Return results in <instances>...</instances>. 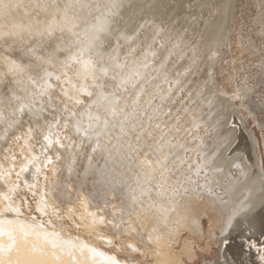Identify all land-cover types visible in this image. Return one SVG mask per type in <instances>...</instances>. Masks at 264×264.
Masks as SVG:
<instances>
[{
	"label": "bare ground",
	"instance_id": "obj_1",
	"mask_svg": "<svg viewBox=\"0 0 264 264\" xmlns=\"http://www.w3.org/2000/svg\"><path fill=\"white\" fill-rule=\"evenodd\" d=\"M52 1L55 3L0 0V77L8 83V93L0 88V118L3 113L12 125L11 115L34 120L49 116L52 119L44 122L45 130L42 128L43 145L50 143L49 132L55 131L53 116L65 114L67 129L81 132L82 137L90 135L88 140L95 139L93 158L79 178L73 169L75 155L70 146L63 147L58 161L49 163L50 174L58 177L51 181L45 175L49 185H41L39 195L46 202L39 198L35 206L43 219L45 213L46 227L24 221L15 205L19 200L15 187L29 191L30 186L15 185L13 179L11 183L3 177L8 172H0L1 181L4 178L3 183L0 181V264H187L195 257L189 235L197 233L211 239L219 233L218 258L202 259L201 264H264V244L257 237L264 232V150L257 137L247 131L241 118L236 116L234 121L231 113L220 109V119L212 107L207 108L210 142L198 141L186 150L175 129L159 126V118L154 119L157 115L152 100H165L171 90L166 93L160 86L165 81L164 72L150 73L155 62L171 51L174 30L165 32L162 24L169 22L172 28L177 20L171 14L169 0H66V4L61 0L64 8H59V14L57 3L53 6ZM207 1H195L208 11L200 16L196 67L181 66L182 80L177 83L205 107L209 98L212 106L221 100L213 92L217 86L209 72L216 66L220 50L230 46L232 36L238 43L243 36V30L234 27L238 0ZM178 5L175 2L172 6ZM158 36L164 37L161 44ZM138 43L143 45L139 55L132 49ZM248 45L255 47L253 43ZM195 75L205 76L201 86ZM234 85L235 96L248 95L255 110L261 107L262 103L253 101L251 95L264 89L263 76L249 85ZM57 93L62 104L52 100ZM126 94H133V98ZM8 101L11 107L6 105ZM227 107L231 108L230 104ZM136 121L138 127L131 129L134 137L124 139V133L130 135L127 125ZM189 123L194 125L195 117ZM86 124L88 129L84 128ZM7 125L3 121V127ZM243 143L250 152L244 150ZM21 151L28 156L19 174L23 182H34L32 177L43 173L41 157L26 143ZM40 175L45 178L44 173ZM67 176L74 177L77 188L86 178L91 179L92 206L82 204L74 209L68 205L64 214L60 213L57 201L69 202L73 196H82V192L68 191L62 181ZM97 200L103 205L114 203L98 209L117 208V221L95 215ZM110 233L117 242L107 239ZM104 243L113 248L104 249L100 246ZM231 245L235 253L229 255Z\"/></svg>",
	"mask_w": 264,
	"mask_h": 264
},
{
	"label": "rangeland",
	"instance_id": "obj_2",
	"mask_svg": "<svg viewBox=\"0 0 264 264\" xmlns=\"http://www.w3.org/2000/svg\"><path fill=\"white\" fill-rule=\"evenodd\" d=\"M65 1L66 0H63V3H65ZM195 1L198 3V1H200V0H169V3H170L169 6H171V8L172 7L175 8L172 5H174L175 2H177V3L179 2V5L177 6L178 8L177 7L175 9L172 8V13H171V14L175 15V17L177 19V20L176 19L175 20L177 21V23L175 21V24H174V26L172 25L173 26L172 28H171V25L169 24V22H166L165 25H164V23H162L163 27H165L164 29L162 26L160 27V29L161 30L163 29L165 32H167L166 31L167 29L174 30V32L172 33L173 37L172 36H171L172 38L170 37V44H171V47H170L171 51L169 52L170 55L168 54L165 59H160L162 62L156 61L155 64L153 65L154 68L153 67L150 68V69H152V72L150 70V73L153 75H156V72H158V73L164 72L162 74H164L166 76V77H164L165 81H163L164 83L162 82L160 84V86L163 88V90H165L164 92L168 93L170 91V93H168L170 95L166 94L167 97L165 100H161L157 97H155L152 100L153 104L155 105V107H154V105H153V107L156 110V112L154 110V113H155V115H157V117L155 116L154 119L159 118V120H160L159 126L161 124L165 125V126L169 125L170 128L175 129L178 133V136H179L178 140L182 139V142H183L184 146H186V150H187V148H189V149L192 148V145H194L198 141L201 143H203V142L209 143L210 142L211 133H209V132H211V126L207 120V118L210 116V112H208L209 110H207V108L214 107L213 112L218 113L217 115L219 116L220 119H222L223 116L221 113H219L220 109H221V110H224V112L231 113L234 121L236 120V116H237V118H241V120H243L245 123L247 131H249L250 133L254 134V136L257 137L258 141L260 142V149L263 151L264 150V144H263V139H264V104H263L264 103V89L259 88L256 92H254L251 95V99L253 101L258 102V103H262V104H260L261 107L258 108L257 110H255L252 107V105L250 104L251 101H249L248 95L242 96L241 98L235 96L236 86L234 85V83L238 82V84L242 83V84L249 85V83H252V81L255 80V78H261L262 76L264 78V0H238L237 1L236 7H235V13L233 15V17L235 19L234 27L241 28L243 30V36L241 37L240 43H238V41L236 40V37H234V36L231 37L230 46L224 47L222 50H220V55H219V58L217 59L218 64L216 63V66L212 69L213 72L209 71V72H211L210 74L212 76L214 75L212 83L217 86L216 88H213V92L218 97H221V100L219 103L212 106V102L210 101V98H209L208 100L205 101V103H207V105H208L207 107H205L206 105L202 106L203 104H200V102L198 103L197 101L192 99L191 98V92L186 90V87L184 88L181 83L177 84L179 80L180 81L182 80L181 79V73H182L181 66L191 64L192 68L196 67L197 61L194 57H195V55H197L196 54L197 53L196 50L198 47L197 44H198L199 39H201V27H202V23L200 22L201 21L200 16L202 14L204 16L208 14V11L205 10L206 8H204L203 10L201 9L204 7V5L200 8L199 5L197 3H195ZM202 1L204 3L209 2L207 0L206 1L202 0ZM54 2L55 3H53V1H52V4L54 6L57 3L56 4V5H58V7H57L58 12L57 13L59 14L60 13L59 10L63 9L64 5H63L61 0H54ZM171 2H172V4H171ZM66 7L68 8V6H66ZM59 8H61V9H59ZM183 16H188L187 17L188 20L186 17H183ZM192 17H194V18H192ZM186 20H187V22H186ZM193 21H194V24H193ZM195 23L197 24V26H194ZM162 24H160V25H162ZM185 24H187V25H185ZM189 25H191V26L189 27ZM187 27H189L190 29L188 30ZM183 30H185V31H183ZM188 31H189V33H188ZM195 31H197V32H195ZM177 33L178 34L183 33V34L180 36ZM185 36H187V37H185ZM158 37H159L158 38L159 41H161L160 42V44H161L164 37L163 36H158ZM173 41H175V42H173ZM181 41H182V43H179ZM184 41H185V43H183ZM188 41H189V43H188ZM248 43H253L255 47L251 48V46L248 45ZM160 44L155 42L156 46H159ZM175 44H176V46H175ZM177 44H178V46H177ZM183 45H186L187 48ZM142 48H143V45L138 43L137 46H133L132 49L133 50L135 49L136 51L134 50V52H136V54L139 55V54H141ZM179 50H181V51H179ZM175 52H177V53H175ZM167 58H168V60H167ZM223 59H225V60H223ZM171 60H173V61H171ZM191 62H193V63H191ZM170 63H172V64H170ZM175 63H178V65L174 66V65H176ZM177 68H179V69H177ZM199 69L201 70L202 68L199 67ZM157 70H159V71H157ZM195 70L196 69H194V71ZM194 71H192V72H194ZM168 74H169V76H168ZM196 77H197L198 82H199L198 85L201 86L202 82L204 81L205 76H201V75L196 76L195 75L194 78H196ZM0 79H1L0 80L1 81L0 82V88L3 89V91H5L6 93H8V87H7L8 83H6V79L3 78V76L0 77ZM168 79H170V80H168ZM157 81L158 80L156 78V80L154 81L155 82L154 84H156ZM168 81H170V82H168ZM173 83L175 86L173 85ZM171 86H173V87H171ZM168 89H171V90L168 91ZM171 91H172V93H171ZM191 91H193V90H191ZM187 93H189V94H187ZM224 94L227 95V97H223ZM127 95L129 98L130 97L133 98V96H132L133 94H130V95L126 94V97H127ZM175 96H176V98H175ZM53 97H52V100H54L55 103L62 104L61 103L62 101L59 102L62 99V97L58 93L55 94ZM58 97H60L61 99ZM235 97H236V99H235ZM231 99H233V100H231ZM180 102H181V104H179ZM201 103H202V101H201ZM227 104H230L231 108L227 107ZM231 104H233V105H231ZM6 105L8 107H11L12 103L10 101H8V102H6ZM156 106H157V109H156ZM232 106L235 107V110H231ZM201 107H202V109H201ZM143 108L145 110L144 112L147 113L148 109H146V107H143ZM166 109H168V110L166 111ZM1 110L2 109L0 107V111ZM205 112H207V114ZM250 112H252V114L255 115V118L252 117ZM204 113L206 115H203ZM12 116L15 117V115H11V118L13 121L12 125H9L10 119L7 117H4L3 113H2V117L0 118V172L2 174L4 172L5 173L8 172V174L4 173L5 175H3V177L7 176L5 178H9V181L11 183L14 181L15 183L13 182V184H15V185H18V183L26 184L27 189H29V186L32 190L34 189L33 191L31 189H29V191H27L26 188L24 189L21 187L20 188L15 187L16 196H18V199H19L15 203V205L18 208H20L19 209L20 210V216H22L24 221L46 227L47 225H45V221H44V219L46 218L45 213L42 214L44 216V219H43V217L40 216L39 210L36 209L35 206H36L37 199L40 198V195H39L40 191L43 190V189H41V187L42 186L44 187L47 184L49 185L48 181L46 184V176H48L49 178H52L51 181L55 180L54 179L55 177H58V176L53 177L54 172L52 174H50V166L49 165L56 158H59L58 156H59L60 152L63 151L62 150L63 147L68 148V146H70L68 149L70 151H73V154L75 155V157L73 159L75 161V162L73 161V163H74L73 169L76 171L77 177L79 178L81 176L82 170L86 167L88 160L90 158H93V156H92L93 153H92L91 149H92L93 142H95L94 141L95 139H93V137H91L90 140H88L90 135L89 136L84 135V137H82L83 134L81 132H79V134H78V132L77 133L71 132L69 129H67L69 127H68V123L64 119L65 114H60L58 116L57 115L53 116L54 126L56 128H54L55 131L49 132L50 143L42 145V143H40V142H41V137L43 136V132L45 130L44 129V122H47L48 119L51 120L52 118H50L49 116L46 115L43 118V119L46 118L45 120H40V119L34 120L30 117L28 118V116H26V115H25L26 117L20 116L21 118L19 117L16 119H14ZM194 117H195V124L190 125L189 120L194 118ZM154 119L152 117V120H154ZM3 121H7L8 125L6 128L3 127ZM36 122H39V123H36ZM137 122L138 121L133 122V123L131 122L133 125L131 124L129 127L127 125L126 128L130 132V135L128 133H124V137H125L124 139L127 138L129 140V137H132V138L134 137L133 135H131V133L132 134L134 133V130H131V129H132V127H133V129H135L136 126L138 127ZM38 124L40 125V127L38 126ZM234 124H235V122H234ZM36 127L37 128L39 127V129H37ZM87 127L88 126L86 124L84 126V128H87ZM37 133H38V135H37ZM126 134L128 136H126ZM47 135H48V133H47ZM82 138H83V140H80ZM1 139H2V143H1ZM58 141H61V144H59ZM56 142H57V144H55ZM24 143H26L27 146H29L33 150V152L37 153V151H38L37 155H40L41 160H42L40 162V169L43 171L45 178H43V175H40L43 173H40V174L37 173L36 176L32 177V178H34V182H33V179L31 181V183L23 182L21 175L19 174V172H20L19 169H21V171H22L23 168L21 167V165L23 164L24 159L28 156L27 154H24V153L22 154V151H21ZM54 146H56V148H53ZM243 147H244V150L250 152L251 149L249 148V146H246V143H245V146L243 143ZM57 148H59V149H57ZM39 151L41 154L39 153ZM51 156L52 157L54 156L55 158L54 157L52 158ZM26 159H25V161H26ZM56 161H58V159H56ZM43 162H44V164H43ZM56 163L58 164V162H56ZM192 165H194V163H192ZM19 166L21 168H18ZM17 172H18V175H17ZM23 172L25 173L26 169H25V171L23 170ZM2 174L0 176V181L2 178ZM37 176H39V177H37ZM68 177L69 176H67L66 178L63 177L64 179L60 177L61 179L60 178H58V179L59 180L63 179L62 181H65V184L68 188V191L71 194H77L79 191V192H82V196H81V198L78 195L73 196V197L71 196L72 198H71V200H69V202L57 201L56 205L61 207V209H62L60 211L61 214H64V210H65L64 207L68 206V205H71L74 209H78L83 205L88 206V207L92 206V199L90 196V195H92V191H93L92 187H91V181H90L91 179L86 178L84 180L83 186L80 188H77L76 182L73 179L74 177H69V178ZM18 178L19 179L21 178V179L19 180ZM3 179H2V181H4ZM12 179H13V181H12ZM42 179H43V181H42ZM1 182H0V184L3 183V182L2 183ZM16 182H17V184H16ZM42 183H44V184H42ZM37 186L39 188H37ZM30 191H32V193L34 192L35 194L30 193ZM46 196H48V195H46ZM42 198H40L41 201L43 203L46 202V199H42ZM101 202L102 201L97 200V205H99V207H96L95 215H97L100 218L105 217L106 219L110 216L109 218L112 217V218H114L115 221H117L118 216H119V212H120V211L118 212V210L114 211L117 208L116 209L108 208L104 211H102V209H101V211L98 209V208L107 207V205L110 206L114 203L111 204L110 202H108L106 205H103V203H101ZM114 202H116V201H114ZM103 212H104V214H102ZM113 214H115V215H113ZM105 215H107V216H105ZM261 233H263V234H261ZM211 235H213V234H211ZM216 235L217 236H214L212 239L208 238V237H206L200 233H197L193 236L189 235V237H190L189 239L192 241V243H191L192 247H194V249H195L194 250L195 251V255H194L195 257L193 260L187 261V264H201L202 259H210V260L217 259L218 254H219V248H218V245H219L218 235H219V233H216ZM257 235L254 234V236L260 237V239L262 240V242L264 244V232H259ZM111 236H112L111 233L108 234L107 239L113 240V242L118 241V238H115V237L111 238ZM112 243H110V244H112ZM106 245H107V243H106ZM106 245L104 243V244H101L100 246L103 247L104 249H111L112 246L109 247ZM234 253H235V247H234V245H231L229 250H228V254L232 255ZM120 255L122 256V258L127 259V257H126L127 255L122 254V253H120ZM237 263L241 264V262H237Z\"/></svg>",
	"mask_w": 264,
	"mask_h": 264
}]
</instances>
